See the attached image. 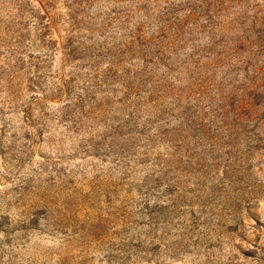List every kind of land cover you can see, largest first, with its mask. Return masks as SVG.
I'll list each match as a JSON object with an SVG mask.
<instances>
[{
  "label": "trees",
  "instance_id": "trees-1",
  "mask_svg": "<svg viewBox=\"0 0 264 264\" xmlns=\"http://www.w3.org/2000/svg\"><path fill=\"white\" fill-rule=\"evenodd\" d=\"M235 2L0 0V88L7 104L23 86L32 98H18L16 114L29 116L31 103L39 110L41 102L53 103L55 120L70 124L74 148L114 157L121 227L132 224L128 207L149 215V196L161 215L162 198L194 193L183 184L227 179L226 172L215 178L213 154L232 156L221 141L242 130L240 110L264 88L255 46L228 13ZM243 41L249 50L238 47Z\"/></svg>",
  "mask_w": 264,
  "mask_h": 264
},
{
  "label": "rangeland",
  "instance_id": "rangeland-1",
  "mask_svg": "<svg viewBox=\"0 0 264 264\" xmlns=\"http://www.w3.org/2000/svg\"><path fill=\"white\" fill-rule=\"evenodd\" d=\"M228 9L264 72V0ZM243 42L238 47L249 50ZM260 93L239 112L242 130L221 141L232 156L213 154L215 178L226 172L225 182L183 184L194 193L162 198L161 215L149 196V215L128 207L132 224L121 227L114 157L74 148L70 124L54 118L57 105L41 102L39 110L31 103L29 116L16 114L18 98L28 103L32 93L22 86L7 104L0 88V264H264V88Z\"/></svg>",
  "mask_w": 264,
  "mask_h": 264
}]
</instances>
